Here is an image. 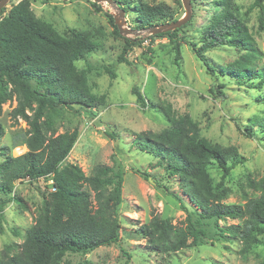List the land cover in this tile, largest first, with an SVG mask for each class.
<instances>
[{"label": "trees", "instance_id": "obj_1", "mask_svg": "<svg viewBox=\"0 0 264 264\" xmlns=\"http://www.w3.org/2000/svg\"><path fill=\"white\" fill-rule=\"evenodd\" d=\"M214 2L217 13L198 32L200 40L187 44L210 77L225 76L234 79L235 85L260 90L264 86V68L254 63L258 51L239 17L238 6L233 0ZM263 3L264 0H254L247 12L258 10V29L264 31ZM116 4L123 8L119 1ZM133 10L137 30L156 27L171 19L169 8L163 4L137 3ZM4 11V8L0 10V115L4 104L15 102L10 118L13 122H24L27 130L25 153L15 157L1 154L0 224L4 220V208L18 201L16 196L11 197L16 182L48 180L51 190L43 197L39 215L24 231L21 243L2 248L0 264H64L67 254L87 255L100 247L117 244L121 235L122 169L95 165L85 175L77 164L64 163L77 141L79 129L76 126L58 134L55 127V119L62 111L79 115L75 106L90 109L102 102L103 97H95L88 85L90 64L86 63L83 70L75 66L77 61L92 55L97 44L85 34L71 38L59 35L51 25L35 17L28 0H19L1 18ZM109 18L113 23V18ZM189 22L174 31L148 37L152 40L166 36L173 42L177 59L178 43L174 41ZM114 34L119 36L116 26ZM124 40L123 55L131 45L130 40ZM226 46L241 48L244 53L231 65H212L205 54ZM118 61L126 63L122 56ZM103 70L115 78L109 67ZM132 94L137 104L147 106L137 89L133 88ZM160 109L167 120L166 127L158 132L135 134L133 144L156 158L167 176L178 178L182 194L199 212V219L193 222L187 215L182 223L173 224L169 219L153 215L136 229V235L151 252L175 254L201 245L205 233L200 220H213L220 239L238 241V254H248L259 244V238L264 237V179L246 178L240 185L243 204L223 203L228 195L223 183L236 166L244 164V158L234 146L221 147L202 137L198 124L189 114H176L168 103ZM258 128L264 135V118ZM245 132L248 138L254 136L251 131L245 129ZM3 134L0 125V138ZM212 165L221 172L216 185L208 173ZM135 172L148 179L147 174ZM245 189L258 195L248 197ZM172 196L181 202L179 197ZM227 219L237 224L218 225V221ZM76 264L87 263L83 260Z\"/></svg>", "mask_w": 264, "mask_h": 264}, {"label": "rangeland", "instance_id": "obj_2", "mask_svg": "<svg viewBox=\"0 0 264 264\" xmlns=\"http://www.w3.org/2000/svg\"><path fill=\"white\" fill-rule=\"evenodd\" d=\"M18 1L10 0L1 18ZM28 1L35 17L51 25L59 35L71 38L85 34L97 44L95 52L77 61L75 66L83 70L86 63L90 64L92 70L87 75L88 85L95 97L103 99L90 109L75 106L79 115L64 110L55 119L58 134L71 131L76 126L79 129L77 141L64 163L77 164L85 175H89L95 165L122 169L124 173L119 242L100 247L87 255L67 254L63 263L76 264L84 260L87 264H259L264 261V237L259 238V244L248 254L240 256L238 241L224 242L220 239L213 220H200L205 233L201 245L175 254L151 252L144 240L136 235V229L153 215L169 219L173 224L182 223L187 215L193 222L199 219V212L182 194L178 178L167 176L156 158L139 151L133 144L135 134L158 132L166 127L167 120L160 109L164 103H168L176 114H189L198 124L202 137L221 147L234 146L244 158V164L236 166L223 183V188L228 190L223 203L243 204L240 185L246 178L264 179V135L258 128L259 121L264 118V86L256 90L246 85H235L234 79L229 80L225 76L210 77L187 44L200 40L198 32L217 13L214 0H193L190 22L174 41L178 43L177 59L173 42L166 36L150 40L146 32L139 36L114 34L115 24L109 17L113 18L117 12L106 2ZM113 1L122 3L125 27L134 31L137 23L133 7L137 3L166 5L171 14L167 23L180 20L185 15L181 0ZM233 1L258 51L254 63L258 68H264V31L258 29V10L247 12L254 0ZM124 39L130 40L131 45L123 55ZM242 53L241 48L226 46L214 48L205 55L212 65L224 67L235 63ZM119 56L124 57L126 63L119 62ZM104 67H109L115 78H111ZM133 88L141 93L147 106L136 103ZM14 106L15 102L2 106L0 125L4 134L0 138V161L3 153L15 157L26 152L27 126L21 120L13 122L10 118ZM245 129L253 132L254 136L248 138ZM135 170L147 174L148 179ZM208 173L212 184L216 185L221 172L212 165ZM50 182L41 179L32 183H15L11 197L16 196L18 201H12L4 208L0 251L7 244L21 243L24 231L39 215L43 197L51 190ZM244 191L248 197L258 195L248 189ZM170 193L179 197L181 202ZM232 224H237V221H218L220 227Z\"/></svg>", "mask_w": 264, "mask_h": 264}, {"label": "water", "instance_id": "obj_3", "mask_svg": "<svg viewBox=\"0 0 264 264\" xmlns=\"http://www.w3.org/2000/svg\"><path fill=\"white\" fill-rule=\"evenodd\" d=\"M9 1L10 0H0V10L5 8ZM60 1H67V0H60ZM91 1L97 3L106 2L112 9H114L117 12V15L113 16V21L121 36H127L129 34H133L134 36H139L144 32L148 33V35H158L161 33L174 31L184 26L187 22H189L191 18V0H181L183 8L185 10V15L180 20L164 23L162 25L156 27H150L144 30L134 31L125 27V20H124L125 12L117 6L115 1L113 0H91ZM149 181H151V179H149Z\"/></svg>", "mask_w": 264, "mask_h": 264}]
</instances>
